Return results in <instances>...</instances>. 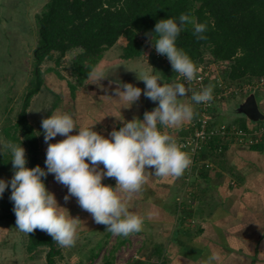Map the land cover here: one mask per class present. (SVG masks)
<instances>
[{
    "label": "crops",
    "instance_id": "0c3cea01",
    "mask_svg": "<svg viewBox=\"0 0 264 264\" xmlns=\"http://www.w3.org/2000/svg\"><path fill=\"white\" fill-rule=\"evenodd\" d=\"M11 1L0 0V48L12 47L16 43L12 39L20 38L14 51H5L9 62L28 48L23 35H15L23 21L18 20L20 3ZM110 52L105 51L88 81L92 83L89 94L102 103L101 114L95 120L86 118L87 112L97 110L94 105L81 120L53 118L48 123L47 151L55 160L49 169L51 197L46 199L51 215L60 214L64 224L77 225L80 235L84 230L86 235L92 233L88 226L107 222L108 231L101 230L98 238L109 234L121 245L129 240L139 245L142 258L124 264H264V154L252 150L244 138L225 139L223 154L214 156H197L198 151L191 156L182 142L176 147L186 130L180 124L193 120L195 114L182 119L180 110L166 100L145 110L148 82L153 73L157 78L155 68H140L143 75L136 78L135 72L123 70L131 59L120 53L113 63ZM49 79L54 81L52 76ZM157 80L169 94L166 83ZM67 90V101L78 107L85 88L79 87L75 98ZM52 91L59 97V91ZM253 93L264 115V92L256 86ZM247 95L242 94L238 103ZM239 104L230 119L223 120L226 112L213 117L242 127L264 122L238 112ZM54 106L57 117L61 110ZM63 108L70 109L65 104ZM240 116L245 118L244 126ZM144 147L146 151L137 155V148ZM41 149L40 145V153ZM59 169L64 171L60 180L56 178L60 172H54ZM62 208L67 212L62 214ZM70 227L74 230L70 238H75L76 228Z\"/></svg>",
    "mask_w": 264,
    "mask_h": 264
},
{
    "label": "trees",
    "instance_id": "16d2710c",
    "mask_svg": "<svg viewBox=\"0 0 264 264\" xmlns=\"http://www.w3.org/2000/svg\"><path fill=\"white\" fill-rule=\"evenodd\" d=\"M36 25L38 42L33 54V79L24 94L16 122L6 127L4 134L11 142L24 145L27 151L28 169L24 175L27 249L47 248L46 264H58L62 257L61 238L45 233L38 221L46 203L39 188L44 170L40 162V139L27 114L33 97L44 86V73L53 71L61 79L64 77L53 67L42 71V64L53 60L56 66L60 65L68 52H77L72 64L76 82L67 81L75 98L76 91L92 74L105 51L124 38L126 44L121 54L124 59L139 57L154 44L163 56L184 70L211 74L208 65H217L225 88L238 85L244 93L243 84L257 86L264 79V0H48L36 15ZM205 86L208 91H220L216 83L214 89ZM227 97L214 100L213 114L220 113L219 107ZM217 123L213 117V125ZM263 123L244 128L250 134ZM182 133L176 147L193 130ZM224 140L213 137L200 148L197 156L223 154ZM250 148L264 154V131ZM141 149L137 148V155L147 147ZM19 203L16 201L12 209ZM103 264L114 262L107 259Z\"/></svg>",
    "mask_w": 264,
    "mask_h": 264
},
{
    "label": "rangeland",
    "instance_id": "374dc122",
    "mask_svg": "<svg viewBox=\"0 0 264 264\" xmlns=\"http://www.w3.org/2000/svg\"><path fill=\"white\" fill-rule=\"evenodd\" d=\"M4 1H6L5 4H7V2L9 4L13 2L11 0ZM17 1L20 3L18 8L21 9L18 20L19 22L20 20L23 21V24L21 25L22 30L17 32L15 35H23L25 42L28 43V48H25L22 57H15L12 62H9L8 57L5 55V51L7 50V52H12L15 50V45L20 40L19 36H15L14 39H12L13 42H16L14 46H1L0 48V71L3 72L0 74V264H46L47 248L39 247L33 251H28L27 249L29 237L27 231L28 221L25 219L27 199L25 197L24 178L25 172L28 169L27 151L24 145L13 143L8 140L4 134V129L16 122L18 113L22 107L24 94L29 89L30 81L33 79V54L34 48H36L38 42V40L36 41L38 29L35 14L39 13L43 9L48 0ZM1 8L5 9V6L3 5ZM23 9L24 16L21 15L23 14ZM10 18L11 17L8 19ZM13 23L14 21L11 26H13ZM8 26L10 27L9 22L7 28ZM125 43L126 40L124 38H120L112 48L108 49L111 51L110 53H112L108 56L110 61H113V63L117 62ZM148 47L149 50L141 56L128 61V64H130L127 67L128 69L123 70H128L127 73H129V70L135 72V77L137 78L138 74H140V76L143 75L140 73L142 71L140 68H150V66L155 68L157 78L166 83V86L169 89V94L166 98L167 103L169 102V105L176 106V108L180 110L179 114L181 113L182 119L187 118L189 114H191V116L197 114L198 96L196 88L195 86H186L179 77V74L181 71H184V69L179 67L169 57L163 56L161 51L154 44H150ZM76 53V51L68 52L61 60L60 65L57 66L53 60L46 61L42 64V71L53 67L63 75L64 79H61L56 74H53V71L45 72L44 87L39 94L33 97L30 107L28 108V120L35 127L40 139V145L42 147L40 162L44 171L39 178V188L46 199L51 197V193L49 192V184L51 181L49 169L51 168V163L54 160L52 157H49V153L47 151V144L51 135V131L48 126L49 121L53 118H56L59 122L63 118H67L68 120L74 118V121L77 119L81 120L82 118H85L84 113L92 107H96L97 110L93 109L92 113L87 112L86 118L95 120L99 111L101 114L100 104L102 103L100 101L98 102V100H96V96L94 94V96L90 95L87 90L92 86L91 81V84L88 83L91 79H89L90 76L82 85V88H85V90L82 91L83 93L79 98V106L77 107L72 105V101L70 100L67 101V81H71L73 83L76 82V75L74 74L72 67ZM208 68H211L210 70L212 73L211 76L207 78L205 85L207 84V86L214 89L215 83L217 86H219V83L224 84L220 68H218L217 65H208ZM5 70L8 71L7 74H5ZM50 76L53 77L54 81L49 79ZM95 77H97V75ZM57 87H60V89H56ZM243 87L247 88L244 93L240 91L238 85H233L231 89L233 91L235 89L236 90L230 93L231 90L229 91L228 89V91H226V95H223L226 97L230 96L229 98L227 97L228 99L225 100V103L219 107L220 112H226V118L224 116L223 120H228L233 117V114L236 112L235 107L239 104L238 101L239 98H242V94L247 95L256 91V85L254 86L255 88H253V86L243 84ZM257 89L264 92V83L258 84ZM52 90L56 92L59 91V97H57ZM90 97L94 99L96 98V101H91L92 98ZM257 100L260 103L258 96ZM68 102L71 104H67ZM56 104H58V108L60 107L61 110V113H59L60 115L57 117L55 116V111L57 109H55L54 106ZM64 104L65 106H69L70 109L63 108ZM80 104L84 105L81 106ZM79 109L80 112H78ZM218 114L216 113L217 117L220 116ZM238 118H240L239 123L244 126L245 118L242 116ZM191 122L192 119L187 123L182 122V125L180 124L179 128L188 129ZM175 130L172 131L175 132ZM187 148H189L192 156L195 149L192 145ZM191 156L189 157L191 158ZM59 170L54 171L60 172V174L56 176L58 180L62 179V174L64 173L61 169ZM78 170L80 171L79 165L77 166V171ZM16 201H19L20 203L15 207V209H12V206L16 204ZM53 207L54 206L52 205V208ZM59 211L62 212V214L65 212L63 211V208ZM11 213L12 216L9 217V214ZM17 214H20L19 218H16ZM60 217V214L57 216L51 215L50 202H47L43 206L40 214L38 215V221L45 229V233L54 235L57 239L61 233L66 237H63L61 240L59 239L62 257L59 258L58 264H103L107 259H112L114 263L117 262L119 264H124L128 261L130 263H135L139 260V257L142 258L141 252L140 254L138 252L139 245H134V241L132 240H129V244L126 243L121 245V241L116 239L114 235L111 237V235L109 236L108 234L105 238H98V235H101V230H105L106 232L108 231L109 226L107 225V222L106 224L100 223L99 226H91V228L88 226V230L92 233L86 235L85 232L87 231L84 230L83 234L80 235V231H78L80 228L77 225L72 223L64 224L65 221H63V219L65 217ZM72 225L76 228L75 232L78 233L75 238H70V233H74V230L72 231V228L70 227ZM136 242L138 241L136 240Z\"/></svg>",
    "mask_w": 264,
    "mask_h": 264
},
{
    "label": "built area",
    "instance_id": "2783aa9c",
    "mask_svg": "<svg viewBox=\"0 0 264 264\" xmlns=\"http://www.w3.org/2000/svg\"><path fill=\"white\" fill-rule=\"evenodd\" d=\"M211 76L209 71L205 74H196L192 70L181 71L179 77L186 86H195L198 96V118L193 119L190 123L189 129L193 130V133L189 134L184 141H182V147H188L190 145L195 149L194 152L200 150V148L208 143L213 137L227 138H244L249 145L258 141V136L264 131V123L260 129H256L250 134L246 132L245 128L235 124L217 123L213 125V113L211 108L215 103L214 100L221 98L226 95V91L231 90L230 93L234 92L231 88H225L223 83H219L217 88L220 90L208 91L205 86L206 79ZM264 83V79L259 83ZM248 87V86H247ZM254 88V86H253ZM239 89V88H238ZM244 89H247L244 87ZM210 164H206L209 167Z\"/></svg>",
    "mask_w": 264,
    "mask_h": 264
},
{
    "label": "water",
    "instance_id": "95a60500",
    "mask_svg": "<svg viewBox=\"0 0 264 264\" xmlns=\"http://www.w3.org/2000/svg\"><path fill=\"white\" fill-rule=\"evenodd\" d=\"M166 88L157 80L153 73L148 82L145 98V110L157 107L167 98ZM238 112L242 113L252 121L264 120V115L260 111L255 94H248L239 104Z\"/></svg>",
    "mask_w": 264,
    "mask_h": 264
},
{
    "label": "flooded vegetation",
    "instance_id": "af4514ba",
    "mask_svg": "<svg viewBox=\"0 0 264 264\" xmlns=\"http://www.w3.org/2000/svg\"><path fill=\"white\" fill-rule=\"evenodd\" d=\"M166 100V99H165Z\"/></svg>",
    "mask_w": 264,
    "mask_h": 264
}]
</instances>
